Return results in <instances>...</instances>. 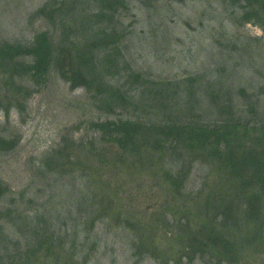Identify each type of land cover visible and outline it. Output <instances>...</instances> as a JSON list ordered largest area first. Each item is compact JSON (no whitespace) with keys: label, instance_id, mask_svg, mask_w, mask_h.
Masks as SVG:
<instances>
[{"label":"rangeland","instance_id":"374dc122","mask_svg":"<svg viewBox=\"0 0 264 264\" xmlns=\"http://www.w3.org/2000/svg\"><path fill=\"white\" fill-rule=\"evenodd\" d=\"M263 1L0 0V44L29 47L46 33L95 68L85 81L67 60L46 77L0 63V264H19L45 235L54 241L25 264H264L259 189L245 194L198 154L123 152L97 127L183 121L189 110L216 123L231 105L258 131ZM108 87L127 95L114 113L100 98ZM178 169L181 193L165 177ZM229 196L237 223L227 228ZM254 205L258 222L247 211Z\"/></svg>","mask_w":264,"mask_h":264},{"label":"trees","instance_id":"16d2710c","mask_svg":"<svg viewBox=\"0 0 264 264\" xmlns=\"http://www.w3.org/2000/svg\"><path fill=\"white\" fill-rule=\"evenodd\" d=\"M245 19L248 20L247 14ZM104 39L106 43L112 41L110 34H105ZM25 56L33 58V64L29 66L30 68L20 61ZM88 58L89 56L85 52L72 54L64 45H55L46 33L39 34L33 45H29V47L20 44H0V63L9 65L11 74L16 69L22 72L29 69L30 73L33 71L37 75L46 77L52 63L59 65V69L62 71L65 66L64 63L68 61L67 66L76 64L79 66L78 71L83 74V79L87 81L85 75L95 72L93 62H87ZM111 62L112 58H106L103 65L107 68ZM138 77L139 75L133 78L136 80ZM107 89L103 95H100V98H103V103H106L107 106L105 107L114 113L115 110L122 109L127 103V95L121 89L114 87ZM160 101L164 110H171L169 106L164 104L163 98ZM231 107V105H224L218 110L220 118L216 123H204L197 118L192 110H189L191 114L188 119L183 121H178V117H171L160 123L118 120L117 122L98 124L97 127L103 133V138L107 144L117 146L123 152L133 154H140L143 151L160 153L168 148L169 151L184 153L189 158H192L191 155L198 154L201 158L212 159L225 170H228L229 176L236 180L235 185L239 186L245 194L253 195L255 192L257 194L260 190L261 194L264 195V122L258 123L257 131L254 125L238 118ZM171 173H166L165 177L167 175V179L174 184L177 192L181 193V189H183L182 179L186 172L180 169ZM238 190L236 191L237 194ZM228 202L221 215L225 219L224 227L227 228L233 220L234 223L236 221L234 219L236 214L233 215L231 212L235 207V200L229 196ZM248 206L251 207V203ZM247 211H249V217L254 221L258 222L259 217L262 216V212L258 211L255 205ZM52 241H54L52 236L45 235L36 240V246L40 250L45 249L47 242L52 243ZM36 249H31L23 254L19 264H25L28 258L37 256L35 253H30ZM17 259L19 258L14 257L11 258V261Z\"/></svg>","mask_w":264,"mask_h":264},{"label":"water","instance_id":"95a60500","mask_svg":"<svg viewBox=\"0 0 264 264\" xmlns=\"http://www.w3.org/2000/svg\"><path fill=\"white\" fill-rule=\"evenodd\" d=\"M264 2V1H263Z\"/></svg>","mask_w":264,"mask_h":264}]
</instances>
